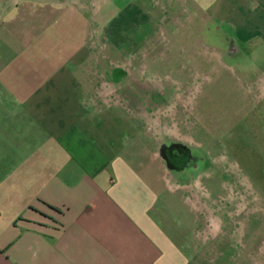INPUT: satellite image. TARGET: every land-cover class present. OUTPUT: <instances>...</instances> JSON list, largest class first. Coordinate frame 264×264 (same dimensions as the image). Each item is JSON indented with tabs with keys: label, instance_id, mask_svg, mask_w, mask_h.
Masks as SVG:
<instances>
[{
	"label": "crops",
	"instance_id": "obj_1",
	"mask_svg": "<svg viewBox=\"0 0 264 264\" xmlns=\"http://www.w3.org/2000/svg\"><path fill=\"white\" fill-rule=\"evenodd\" d=\"M21 1L0 0V264H218L226 251L209 252L208 236L235 228L178 236L176 200L205 212L197 173L174 171L146 115L132 116L130 86L112 76L137 72L141 98L140 69L104 68L80 29L33 50L13 16Z\"/></svg>",
	"mask_w": 264,
	"mask_h": 264
},
{
	"label": "rangeland",
	"instance_id": "obj_2",
	"mask_svg": "<svg viewBox=\"0 0 264 264\" xmlns=\"http://www.w3.org/2000/svg\"><path fill=\"white\" fill-rule=\"evenodd\" d=\"M13 12L33 50L80 29L104 68L125 61L140 69L141 90L145 82L166 91L153 102L126 90L132 116L144 113L159 140L186 142L203 157L189 173L205 212L176 200L178 236L227 223L236 231L208 236L209 252L226 251L217 263L264 264V0H23ZM124 75L112 77L130 86Z\"/></svg>",
	"mask_w": 264,
	"mask_h": 264
},
{
	"label": "flooded vegetation",
	"instance_id": "obj_3",
	"mask_svg": "<svg viewBox=\"0 0 264 264\" xmlns=\"http://www.w3.org/2000/svg\"><path fill=\"white\" fill-rule=\"evenodd\" d=\"M132 78L133 75H136V73L133 72V70L130 72ZM129 76V72H125V77ZM131 81V85L129 87L130 90H132L134 81ZM133 83V84H132ZM144 87L141 90L143 93L144 98L151 97L153 99H156L159 95L165 96L166 91L160 87L151 84L149 89L147 87V84L144 82ZM133 91V90H132ZM160 150L162 153V156L166 163L176 172L181 173L185 169H196L198 167V164L201 160V155H199L192 147L186 145L184 142L173 140V139H167L164 140L160 146Z\"/></svg>",
	"mask_w": 264,
	"mask_h": 264
}]
</instances>
